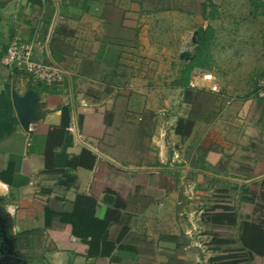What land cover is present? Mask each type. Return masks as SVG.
Instances as JSON below:
<instances>
[{"label": "crops", "instance_id": "0c3cea01", "mask_svg": "<svg viewBox=\"0 0 264 264\" xmlns=\"http://www.w3.org/2000/svg\"><path fill=\"white\" fill-rule=\"evenodd\" d=\"M184 5L0 0V197L27 264H222L211 240L239 247L243 222L264 220V0ZM207 28L193 70L220 92L183 79ZM14 39L69 75L40 86L3 65ZM84 149L94 166H71ZM223 206L236 224L218 222Z\"/></svg>", "mask_w": 264, "mask_h": 264}, {"label": "trees", "instance_id": "16d2710c", "mask_svg": "<svg viewBox=\"0 0 264 264\" xmlns=\"http://www.w3.org/2000/svg\"><path fill=\"white\" fill-rule=\"evenodd\" d=\"M212 29L207 28L200 35V45L197 48L196 54L192 61L183 70V79L189 83L188 79L192 73V70L197 65H204L207 63L208 55V43L211 38ZM188 85V84H187ZM192 122L189 119H179L175 127L177 134L181 136H188L192 130ZM96 162V155H94L88 149H84L82 154L71 163V166H88L92 168ZM74 182V181H73ZM260 205L264 208V197H262ZM229 206H224L221 213L216 214L218 222H224L228 224H236L237 219ZM240 246L233 248L227 255H215L210 258V262L234 260L233 264H251L256 256H264V220L261 223L252 221H244L242 232L239 237ZM234 241L224 237H214L209 245H214L215 249H220L225 245H231Z\"/></svg>", "mask_w": 264, "mask_h": 264}, {"label": "built area", "instance_id": "2783aa9c", "mask_svg": "<svg viewBox=\"0 0 264 264\" xmlns=\"http://www.w3.org/2000/svg\"><path fill=\"white\" fill-rule=\"evenodd\" d=\"M2 64L10 68H20L26 72L36 85L56 86L60 85L69 75L68 70L56 62L42 63L33 59V45L14 39L8 46ZM214 74L210 71L193 70L189 79L190 89H202L210 83V89L220 92V87L214 82ZM255 93L264 99V73L255 80ZM133 85H131L132 87ZM139 92L143 90L138 88ZM141 119V117H139ZM197 246L204 249L203 244Z\"/></svg>", "mask_w": 264, "mask_h": 264}, {"label": "flooded vegetation", "instance_id": "af4514ba", "mask_svg": "<svg viewBox=\"0 0 264 264\" xmlns=\"http://www.w3.org/2000/svg\"><path fill=\"white\" fill-rule=\"evenodd\" d=\"M2 203L4 201L0 197V264H22L25 261L24 252L12 231L11 220L3 210Z\"/></svg>", "mask_w": 264, "mask_h": 264}, {"label": "rangeland", "instance_id": "374dc122", "mask_svg": "<svg viewBox=\"0 0 264 264\" xmlns=\"http://www.w3.org/2000/svg\"><path fill=\"white\" fill-rule=\"evenodd\" d=\"M199 1H200V3H201V0H190V4H197V3H199ZM173 4L175 5V6H178V7H185V5H184V0H173ZM3 204V203H2ZM210 206H211V204H209ZM4 206V205H3ZM224 207V206H223ZM4 210V209H3ZM5 211V210H4ZM206 245V244H205ZM233 247V245H225V246H223L221 249H220V251L218 252V254L217 255H227L228 253H229V251L231 250V249H233L232 248ZM23 252H24V257H25V259H28V260H30V259H32V257H31V255L30 254H28L26 251H25V249H23ZM216 255V254H215ZM222 264H224V263H231L232 262V260H226V261H220Z\"/></svg>", "mask_w": 264, "mask_h": 264}, {"label": "water", "instance_id": "95a60500", "mask_svg": "<svg viewBox=\"0 0 264 264\" xmlns=\"http://www.w3.org/2000/svg\"><path fill=\"white\" fill-rule=\"evenodd\" d=\"M181 56L187 60L191 59V52H189L188 50H185L181 53ZM28 101V97L25 98H18L15 99V106L16 109L20 112V113H24L25 109H26V102ZM18 260L23 261L22 258H18ZM22 264H27V260L25 259V261H23Z\"/></svg>", "mask_w": 264, "mask_h": 264}]
</instances>
